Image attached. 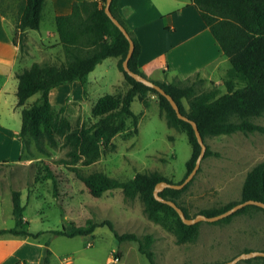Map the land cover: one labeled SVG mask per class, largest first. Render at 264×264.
<instances>
[{
    "label": "trees",
    "instance_id": "obj_1",
    "mask_svg": "<svg viewBox=\"0 0 264 264\" xmlns=\"http://www.w3.org/2000/svg\"><path fill=\"white\" fill-rule=\"evenodd\" d=\"M190 1L231 65L223 81L227 93L213 102H209V97L204 96L186 111L182 100L192 94L194 85L200 81L199 76L185 81L176 80L170 84L152 82L161 87L175 101L182 115L197 125L203 141L206 137L229 136L235 133L264 135V127L253 122L255 119L264 117V0ZM44 3L45 0H26L19 30L14 32L12 37V43L19 48L21 56L27 54L25 32L39 30ZM105 3L106 0L75 2L69 15L56 17L55 24L64 61L59 64L33 63L28 69L17 74V105L22 108L21 129L17 137L23 141L26 152L29 150L31 140L40 150H43V142L52 149L60 147L65 152L57 164L69 169L84 185L91 197L99 199L106 192L115 189H120L127 199L139 196L143 202L144 211L150 219L155 220L159 213L172 215L176 218L174 232L177 242L180 244L192 242L197 235L198 224L184 225L172 208L154 199L153 192L157 184L161 182L173 184L166 178L157 173L137 174L131 181L119 182L102 173L84 174L78 168L79 166L90 167L103 152L113 151L112 141L117 135L126 132L128 120H131L134 126L133 133L137 132L139 117L131 112L130 105L137 95L142 97L145 92L158 97L159 108L165 114L167 125L181 130L187 137L191 146V156L186 163L185 178L193 170L200 154V146L191 125L176 117L164 97L135 82L123 71L122 62L126 57L129 44L106 16ZM117 4L118 0H112L110 12L125 28L134 44L133 54L128 63L129 69L147 78L138 67L139 43L119 17ZM108 58H118V70L131 89L121 103L111 95L100 98L91 111L92 116L98 119L94 125L85 127L79 126L76 122L73 126L65 115V106L54 111L49 99L50 91L75 81L84 84L87 75ZM33 96H38L37 100L27 104ZM211 155L214 154L206 146L204 159ZM45 169L48 171L47 179L52 180L55 185L53 174L47 166ZM186 187L180 191L163 189L159 196L178 206L174 197ZM10 198L14 226L0 230V238L38 239L41 233H31L29 223L24 220L25 206L21 201V193L11 191ZM250 200L264 203V162L257 164L247 173L239 202L217 210L201 211L200 214L214 217L239 203ZM180 209L187 217L186 212ZM249 211L264 210L247 206L216 224L227 223L232 217ZM104 225L113 233L118 243L137 242L139 252L147 258L149 264H155L153 254L149 250L152 243L150 237L139 239L132 234L119 235L109 222ZM95 227L86 229L69 223V225H62L60 230L50 233L56 237L72 239L92 234ZM52 255L49 244L44 243L39 264H50Z\"/></svg>",
    "mask_w": 264,
    "mask_h": 264
},
{
    "label": "rangeland",
    "instance_id": "obj_2",
    "mask_svg": "<svg viewBox=\"0 0 264 264\" xmlns=\"http://www.w3.org/2000/svg\"><path fill=\"white\" fill-rule=\"evenodd\" d=\"M119 74L111 73L102 81L97 67L91 75L95 80L83 84V96H74L72 102L67 99L62 105L51 103L54 111L65 106V115L73 126L76 122L79 126L94 125L98 119L91 111L100 98L111 95L121 103L131 89L123 74ZM118 76H122L120 82ZM151 81L170 84L176 80L170 83ZM37 98L33 96L27 104ZM130 110L139 117L137 132L133 133L134 126L128 120L126 132L112 141L113 151L103 152L90 167L78 168L84 174L102 173L119 182L131 181L137 174L157 173L173 184L181 183L191 156L185 133L167 125L158 97L150 92H145L142 97L137 95ZM253 122L264 127V117ZM250 136L235 133L205 138L204 144L214 155L203 159L194 179L174 197L188 219L201 211L217 210L241 200L242 185L254 159L239 167L235 152L240 146L247 150L256 138L264 139L259 133H253L254 138ZM42 146L43 150L38 149L31 140L28 152L24 146L19 161L0 163V227L12 226L9 196L11 191H19L29 231L41 233L39 241L49 244L53 254L50 264H149L139 252L137 242L118 243L108 227L103 226L106 222L119 235L132 234L139 239L150 237L149 250L155 264H225L241 254L264 252V211L239 214L227 223L199 222L194 241L180 244L174 232L175 217L159 213L155 220L150 219L140 197L127 199L120 189L108 191L99 199L91 197L69 169L57 164L65 151L60 147L52 149L46 142ZM46 166L55 178V185L47 179ZM69 223L86 229L96 227L92 234L72 239L50 233ZM237 264H264V258Z\"/></svg>",
    "mask_w": 264,
    "mask_h": 264
},
{
    "label": "crops",
    "instance_id": "obj_3",
    "mask_svg": "<svg viewBox=\"0 0 264 264\" xmlns=\"http://www.w3.org/2000/svg\"><path fill=\"white\" fill-rule=\"evenodd\" d=\"M83 1L94 0H45L39 30L25 32L27 54L21 56L12 37L19 30L26 0H0V163L19 161L24 149L17 137L22 110L17 105V74L33 63L64 61L55 19L69 15L73 4ZM117 13L139 43L138 67L147 78L170 83L199 76L200 81L194 85L192 94L182 100L185 108L189 109L204 96L213 102L227 93L223 81L231 65L190 0H118ZM117 63L118 58H108L97 66L102 81L111 73H120ZM94 71L87 75L84 83L95 80L91 78ZM117 78L120 82L122 76ZM83 92V84L75 81L52 89L49 99L53 105H62L67 99L83 96ZM249 135L254 138L253 134ZM262 144L264 139L256 138L247 150L238 147L235 152L237 165L241 167L247 160L254 159L252 169L264 162ZM9 214L12 216L11 203ZM24 220L27 221L25 216ZM13 226L14 219L12 226H1L0 230ZM42 250L39 239L2 237L0 264H39Z\"/></svg>",
    "mask_w": 264,
    "mask_h": 264
},
{
    "label": "water",
    "instance_id": "obj_4",
    "mask_svg": "<svg viewBox=\"0 0 264 264\" xmlns=\"http://www.w3.org/2000/svg\"><path fill=\"white\" fill-rule=\"evenodd\" d=\"M111 2H112V0H106L104 12H105L106 16L110 19L112 24L121 32V34L128 41V44H129V48H128L126 57L122 62L123 71L130 78H132L135 82L140 83L143 86L154 90L160 96L164 97L169 102L171 108L173 109V111L176 114V117L179 120L186 122V123L191 125V127L194 131L197 143L200 146V154H199V156L195 162V166H194L193 170L188 174V176L182 181V183H180V184H169L166 182H161V183L157 184L155 186V189L153 192L154 199L157 202L164 204V205H167L170 208H172L176 212V214L178 215L181 222L186 226H193L199 222L216 223V222H219L225 218L232 216L237 211H239V210H241L247 206H255V207H258V208L264 210V203L250 200V201H245V202L239 203V204L233 206L232 208H230L229 210L223 212L222 214H219V215L214 216V217H206L202 214H198L193 219H188L185 216L184 212L174 202L169 201V200H165L161 196H159V193L162 192L163 189H172V190L180 191L183 188H185L194 179V177L198 173L201 162L204 159V155H205V151H206V145L204 144V141H203V139L199 133L197 125L193 121L189 120L186 116H184L180 113L179 108H178L177 104L175 103V101L169 95H167L161 87L156 85L151 80H149V79H147V78H145L139 74H136L129 69L128 63H129V60L131 59L132 54H133L134 44H133L131 37L129 36V34L125 30V28L111 14V12H110ZM253 258H264V252H250V253H246V254H241V255L237 256L236 258H234L232 261L227 262L225 264H237L240 261L249 260V259H253Z\"/></svg>",
    "mask_w": 264,
    "mask_h": 264
}]
</instances>
